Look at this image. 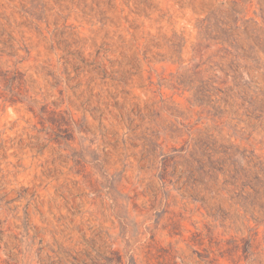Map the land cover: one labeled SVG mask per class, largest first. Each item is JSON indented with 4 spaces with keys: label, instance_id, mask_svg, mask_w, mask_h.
<instances>
[{
    "label": "rangeland",
    "instance_id": "1",
    "mask_svg": "<svg viewBox=\"0 0 264 264\" xmlns=\"http://www.w3.org/2000/svg\"><path fill=\"white\" fill-rule=\"evenodd\" d=\"M0 264H264V0H0Z\"/></svg>",
    "mask_w": 264,
    "mask_h": 264
}]
</instances>
